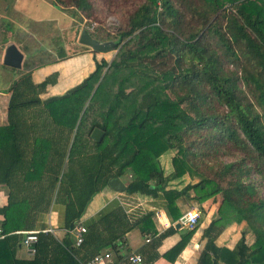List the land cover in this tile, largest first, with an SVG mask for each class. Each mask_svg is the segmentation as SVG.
<instances>
[{
	"label": "trees",
	"instance_id": "trees-1",
	"mask_svg": "<svg viewBox=\"0 0 264 264\" xmlns=\"http://www.w3.org/2000/svg\"><path fill=\"white\" fill-rule=\"evenodd\" d=\"M57 1L76 9L74 17L95 15L92 0ZM124 21L117 36L107 37L110 41L96 38L114 44V60L96 61L95 71L63 96L39 98L57 74L39 85L26 74L13 85L9 126L0 130V183L12 188L9 205L1 210L6 221L0 264H83L99 254L100 248L85 249L92 235L87 227L78 248L41 232L35 256L20 260L17 249L24 236L17 231H31L36 216L62 205V228L70 238L92 198L126 175L132 177L130 187L163 192L170 212L190 192L199 203L220 195L219 218L205 231L208 245L200 264H264V199L247 182L254 171L264 184V0H142ZM95 129L105 133L101 143L91 137ZM190 135L198 144L208 141L205 154L196 140L187 142ZM4 137L7 145L1 143ZM31 141L33 158L27 161ZM59 143L71 144L65 169L67 148ZM226 148L241 161L219 160L217 154ZM173 150L177 154L167 174L161 157ZM192 157L209 159L220 169L207 178L194 169ZM247 158L250 164L243 166ZM47 173V187L31 196L18 193L17 175L30 184L41 183ZM188 174L203 180L181 191L167 190L171 181ZM244 221L256 237L252 246L245 232L233 250L215 246L228 225Z\"/></svg>",
	"mask_w": 264,
	"mask_h": 264
},
{
	"label": "crops",
	"instance_id": "crops-1",
	"mask_svg": "<svg viewBox=\"0 0 264 264\" xmlns=\"http://www.w3.org/2000/svg\"><path fill=\"white\" fill-rule=\"evenodd\" d=\"M10 1L0 0V21H2L0 22V130L9 126L8 111L13 93V85L17 81H20L24 75L30 74L32 82L35 85L43 83L55 74L58 75L56 83L48 85L46 90L39 95L42 101H46L53 97L63 96L69 90L80 85L96 69V62H94V53L96 52L91 49L94 52L91 53L86 51L85 48L76 54L65 55L64 51L66 52L67 50H64L63 43L60 44L62 56L60 58L57 57L55 61L50 60V51L52 49L50 50L49 48L50 40L47 39L48 34L45 33H43L45 37L44 42L49 44L47 47L28 51L29 53L24 51L23 55H27H24L22 68L20 69L6 66L4 64V57L8 46L14 44L19 48V44L13 40L9 39L7 44L2 34V29L6 25V22H3V18L7 16L8 12H11L9 10H11L12 6L15 7L19 4L20 0H14L15 2H12V6L9 4ZM23 14L31 17L33 13L30 10V13L23 11ZM11 21V26H14L13 20ZM7 34L11 37L10 35L13 36L14 32L9 31ZM81 34L82 31L79 33L78 38L76 37V40L75 35L77 36V31L73 34L74 41L71 43L72 47H75V45L84 46L79 43ZM39 36L41 38L42 35ZM12 70H16V72ZM45 128L48 132V137H50V123ZM94 141L101 143L96 140ZM8 142V138L4 137L1 143L2 145H7ZM70 146L71 144H68V147H66L59 143V147L67 148V158L64 161L63 169H65L68 161ZM34 147L33 141L26 145L25 156L27 161L33 158ZM47 152V155H49L50 146L49 151L47 148ZM42 153L44 155L41 156L45 157L46 151ZM166 171L167 174L171 173V170L170 172H168V169ZM49 176L50 173L45 174L42 179L44 181H41V183L26 184L23 182V175H17L16 178L19 180L18 193L21 192L23 195L30 196L33 193H37L36 191L40 187L44 188L48 186L47 180H49ZM117 179L123 182L125 190L116 191L112 189L110 182L113 180H111L107 187L92 198L86 212L79 220L80 223L92 229L89 244L85 249L92 252L100 248L99 254L110 253L111 260L109 264H130L128 257L131 254L141 255L143 257L142 264H200V256L208 245V239L204 237L205 231L213 221L219 218L217 212L221 204L220 196L207 200L204 203H199L193 200L195 196L194 192H190L189 195L179 197L174 204L176 208L170 212L163 192H149L140 187H130L132 183L131 175ZM167 190L181 191L182 188L169 185ZM11 191L12 188L7 184L0 183L1 227H3L6 221L5 215L1 213V210L9 205ZM30 204L33 206L32 202ZM194 207L199 208L202 211V215L197 226L194 229H190L180 223V218ZM64 209V206L57 205L52 207L49 212L36 216L34 222H31L33 225L31 231L50 233L59 241L69 239L73 247L78 248L72 233L70 232L71 237L67 238L68 232L62 228L64 225ZM26 232L30 231H17L21 236H25ZM244 232L247 244L252 246L256 239L254 238V234L249 232L247 224L244 222H235L228 225L216 239L215 246L220 249L233 250L240 242ZM22 240L18 245L17 258L24 261L31 260L33 257L28 255L25 246L22 244ZM184 240L187 242L183 249L175 252L178 246L185 242ZM110 242H113L111 246H105ZM79 251L81 252L80 255L84 256V250ZM218 264H224V262L220 261Z\"/></svg>",
	"mask_w": 264,
	"mask_h": 264
},
{
	"label": "rangeland",
	"instance_id": "rangeland-1",
	"mask_svg": "<svg viewBox=\"0 0 264 264\" xmlns=\"http://www.w3.org/2000/svg\"><path fill=\"white\" fill-rule=\"evenodd\" d=\"M11 0L9 4L12 6ZM66 2L69 0H65ZM95 8V15L90 20L80 16L74 17L78 13L76 9H70L69 7H62L57 5V0H20L19 4L15 7H11V12H8L7 16L3 18V22H6V25L2 29V34L4 35V40L8 44L9 39L18 43V49L22 52L25 51H34V49H42L47 47L49 44L44 42V35L48 34L47 39L50 40V60H56L57 57H61L62 53L60 44L63 43L65 55H73L80 51H83L85 48L86 51L92 52L91 48L85 46L72 47V42L74 41V33L77 31V36L75 35V40L78 38V35L81 31L87 30L95 39L97 38L100 41H110L107 40V37L111 35L112 37L117 36L119 32L125 27V19L128 13H130L135 7H137L142 0H92ZM180 1V0H179ZM15 2V1H14ZM32 10V18L27 14H23V11L29 12ZM20 11V12H18ZM79 15V13H78ZM192 19V15H190ZM197 19V18H196ZM11 20L13 24L11 26ZM11 21V22H10ZM2 22V21H0ZM10 23V26H9ZM20 24V27H19ZM7 26V27H6ZM20 28V29H19ZM13 31L14 35L8 36V32ZM41 31V32H37ZM25 32V33H23ZM39 35H42L41 38ZM25 37V39H24ZM77 37V38H76ZM78 41V40H77ZM211 44L216 43V41L209 40ZM207 43V42H206ZM52 52V53H51ZM118 50H113L109 52H96L94 53V62H101L103 59L111 63L114 58L117 56ZM27 55V54H24ZM64 57V56H63ZM29 61V60H28ZM163 61V60H162ZM158 63L159 68L165 70L166 66L163 62ZM157 62V61H156ZM162 62V63H161ZM170 61H168L169 63ZM171 64V63H170ZM178 93H181L178 91ZM168 94L175 98V92L168 91ZM196 140L195 144L202 150L200 153L205 154V149L207 142L203 144H198L196 136H191L187 140ZM190 144V143H188ZM195 151V148L192 149V152ZM177 154V151L173 150L167 152L161 157V163L163 168L168 169L172 172V159ZM220 157L219 160L223 161L225 164L229 163H239L241 161L238 153L233 150L226 148L224 152L217 154ZM201 157V156H200ZM191 158L190 163L195 170L202 173L207 178H214L215 174L219 171V166H215L214 163L209 161V159L203 160L202 158ZM208 157V156H206ZM217 160V162H219ZM250 164L249 158L243 161V166ZM203 179L197 175H185L175 181H171L170 186L180 187L182 189L186 188L188 185H194L201 182ZM257 186L260 190L259 196L264 199V184L260 177L252 172L251 178L247 181ZM218 195L217 197H219ZM219 212V209H218ZM217 212V213H218ZM247 224V229L249 232L253 231L250 229L249 224ZM255 236V235H254ZM256 239V237H254Z\"/></svg>",
	"mask_w": 264,
	"mask_h": 264
},
{
	"label": "built area",
	"instance_id": "built-area-1",
	"mask_svg": "<svg viewBox=\"0 0 264 264\" xmlns=\"http://www.w3.org/2000/svg\"><path fill=\"white\" fill-rule=\"evenodd\" d=\"M202 211L197 208H191L188 212H186L181 218L180 223L184 226L189 227L190 229H194L199 219L201 218ZM72 235L75 237L76 245L79 247L84 242L85 234L87 233V227L80 222H77L74 226V229L71 231ZM39 232L30 231L26 232L25 236L22 240L23 246H25L27 253L29 256L33 257L36 254V243L38 242ZM4 238L3 229L0 226V239ZM149 241V239H148ZM111 260L110 253H103L94 256L83 264H109ZM128 261L130 264H142L143 257L139 254H131L128 257Z\"/></svg>",
	"mask_w": 264,
	"mask_h": 264
},
{
	"label": "water",
	"instance_id": "water-1",
	"mask_svg": "<svg viewBox=\"0 0 264 264\" xmlns=\"http://www.w3.org/2000/svg\"><path fill=\"white\" fill-rule=\"evenodd\" d=\"M79 43L81 45L91 48L94 52H109L114 47V44L99 42L94 37H92V35L87 30L82 31ZM23 60L24 55L18 50V48L14 44L8 46L4 57V64L6 66L20 69L22 68ZM104 136L105 133L100 129H96L92 134V138L98 142H102ZM110 187L116 191L125 190L123 182L119 179L111 181Z\"/></svg>",
	"mask_w": 264,
	"mask_h": 264
}]
</instances>
